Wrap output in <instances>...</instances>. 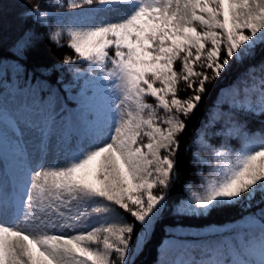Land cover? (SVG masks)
I'll list each match as a JSON object with an SVG mask.
<instances>
[{
	"label": "snow or ice",
	"instance_id": "6c2138e0",
	"mask_svg": "<svg viewBox=\"0 0 264 264\" xmlns=\"http://www.w3.org/2000/svg\"><path fill=\"white\" fill-rule=\"evenodd\" d=\"M121 6H127L126 15L115 21L105 19L69 30L70 48L88 62L94 80L103 86V117L98 121L95 115L89 117L97 122L88 134H77L78 116L92 103L82 88L71 98L76 101L75 111L58 101L42 102L31 111L25 109L39 115L23 122L0 104V117L12 122L7 131L17 142L23 175L11 196H0V214L10 213L16 220L30 217L40 230L33 234L0 223V264H135L140 246V234L135 244L132 240L135 225L141 226L146 239L166 207V194L154 190L169 188L173 179L178 137L187 127L180 117L196 111L206 83L220 78L232 63L250 58L256 45L264 43V0H68V8L81 9V16L116 12ZM29 11L37 21L49 15L39 4ZM177 61H181L179 72ZM74 62L68 57L63 61ZM109 62L112 68L102 76ZM197 65L212 75L195 71ZM180 80L194 93L187 99L178 96ZM236 87V98L226 101L222 109L264 115V74L258 85L253 80ZM145 97L153 98L156 106L146 103ZM157 108L165 113L163 119L157 116ZM24 127L37 134V161L22 139ZM223 131L226 137L239 135L243 147L233 157L227 149L207 145L216 161L208 162L214 178H202L205 189L192 195L187 212L206 215L217 208L251 203L257 193L264 199V136L256 140L232 120ZM52 137L65 144L79 142L80 147L70 151V166L43 162ZM97 199L130 214L133 223H109L77 232V228L87 229L90 219L73 208ZM260 212L233 241L208 252L207 264H256L253 251L264 255V209ZM161 264L204 261L194 257Z\"/></svg>",
	"mask_w": 264,
	"mask_h": 264
},
{
	"label": "trees",
	"instance_id": "16d2710c",
	"mask_svg": "<svg viewBox=\"0 0 264 264\" xmlns=\"http://www.w3.org/2000/svg\"><path fill=\"white\" fill-rule=\"evenodd\" d=\"M44 2V0H0V94L6 81L21 87L37 82L39 90L46 89L47 94H52L55 87L70 80L75 67L83 68L85 65L78 60L79 57L69 46L67 37L69 26L64 16H48L43 21H37L31 14H23L37 4L41 7L45 6L48 10L59 9L56 5L47 7ZM208 46L210 47V44ZM65 57L75 62L64 64ZM175 67L178 72L181 71V61H177ZM106 68L111 70L110 62L106 64ZM250 69L251 76L248 75ZM262 69H264V43H258L250 58H245L243 62L232 63L230 69L222 73L220 78L206 83L207 91L202 94V100L190 117H180L187 127L178 137L180 147L175 154L176 168L173 179L169 188L162 189L158 186L154 190L155 194L160 192L166 194V207L162 209L146 239L141 234V226L135 225L133 244L136 242L137 234H140V246L136 247L133 257L135 264H161L162 261L181 257L184 260L195 257L198 261L207 264L208 252L225 242L233 241L235 239L233 234L242 233L260 216V210L264 209V199H261L259 193L251 203L217 208L206 215L187 212L186 205L194 193H203L206 186L203 177L209 180L214 178L210 175L211 167L208 162L211 161L214 165L216 161L214 152L210 151L207 145L218 151L227 149L233 157L234 152L243 147V140L239 135L233 133L231 136H225L223 129L229 120L236 122L249 135L254 132L264 133V115L243 111L229 113L222 109L226 101L231 102L236 98L237 85L251 84L253 80L258 85ZM195 71H206L209 76L212 75L211 70L199 65L195 67ZM230 90L233 94L227 95ZM193 94L186 83L180 80L179 98L187 99ZM145 102L156 106V101L151 97H145ZM156 112L160 119L164 118L165 113L162 109L157 108ZM69 145L72 147L70 148ZM74 148H79L78 142L73 144L70 141L63 150L66 160L71 163L73 161L70 151ZM95 205L111 211L90 223L85 230H90L93 226H107L109 223L118 226L125 222L133 223L130 214L115 205H109L99 199ZM256 252L263 256L259 250ZM112 258L115 259L114 253ZM212 258L214 259L215 256Z\"/></svg>",
	"mask_w": 264,
	"mask_h": 264
},
{
	"label": "rangeland",
	"instance_id": "374dc122",
	"mask_svg": "<svg viewBox=\"0 0 264 264\" xmlns=\"http://www.w3.org/2000/svg\"><path fill=\"white\" fill-rule=\"evenodd\" d=\"M47 5H56L59 9L48 10L45 6L41 7L42 11H47L49 15H63L65 14L70 21V29L83 28L92 24H100L105 19L115 21L118 17L126 15L127 6H121L119 11L109 12V13H98L94 15H84L81 16L79 13L81 9H69L68 0H44ZM79 2V0H75ZM25 15H30V11L27 10L23 12ZM70 39L71 36L68 34ZM81 60V59H80ZM83 61V60H81ZM84 69L75 68L73 70V75L67 82L62 84V87L57 90L52 97L45 98L44 95L37 92L35 88H10L8 86L2 93L0 98V104H3L10 115H17L23 122L28 119H36L39 115L37 112L25 113V109L31 111L33 107L38 104L52 102L55 104L57 101L61 105H66V100L71 102L70 106L67 108L70 111H75L77 105L76 101L71 99L77 92L82 88L85 92L87 99L92 103L85 106V110L80 113L78 120L80 126L77 130L78 135H86L90 132L91 126L96 123L99 119L103 117L102 109L103 105V86L102 83L94 80L96 77L93 75L92 69L90 68L88 62ZM107 72L104 71L103 75ZM101 76V78H102ZM66 107V106H65ZM134 107V105H130ZM90 116L95 115L97 121L91 120L87 114ZM12 122L7 116L0 117V191H3L5 195L12 194V188L17 187L23 179L22 171L18 167L17 162V142L11 138L8 134V127L11 126ZM162 127L165 125H161ZM22 139L27 145L28 151L31 153L33 161L39 159V148L38 137L36 132L30 127H24ZM144 142H147L145 138ZM46 154L43 158V162L47 165H57L69 166V163L65 161V155H63L64 143L60 142L56 137H52L47 142ZM87 150V149H86ZM15 157L14 161L12 158ZM46 170H52L51 168H46ZM98 200V199H97ZM96 200V201H97ZM96 201H89L88 204L77 206L73 208V212L81 211L87 214L90 219V223L96 221L103 215L110 213V209L100 208L95 205ZM101 209L100 212L94 211V209ZM0 223L5 225L16 226L21 229H26L33 234H39L40 230L36 229L35 225L32 223L30 217H21L19 220L8 213L0 214ZM84 230L83 228H77L76 231ZM51 230H49L50 232Z\"/></svg>",
	"mask_w": 264,
	"mask_h": 264
}]
</instances>
